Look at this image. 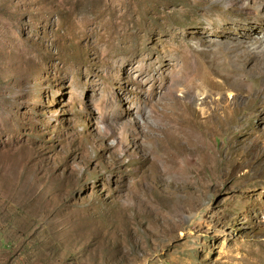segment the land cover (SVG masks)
<instances>
[{"label":"rangeland","instance_id":"374dc122","mask_svg":"<svg viewBox=\"0 0 264 264\" xmlns=\"http://www.w3.org/2000/svg\"><path fill=\"white\" fill-rule=\"evenodd\" d=\"M0 264H264V0H0Z\"/></svg>","mask_w":264,"mask_h":264},{"label":"bare ground","instance_id":"6f19581e","mask_svg":"<svg viewBox=\"0 0 264 264\" xmlns=\"http://www.w3.org/2000/svg\"><path fill=\"white\" fill-rule=\"evenodd\" d=\"M263 50V49H262Z\"/></svg>","mask_w":264,"mask_h":264}]
</instances>
